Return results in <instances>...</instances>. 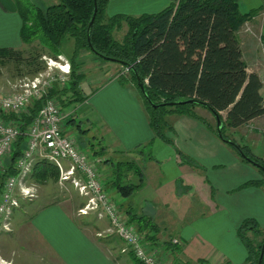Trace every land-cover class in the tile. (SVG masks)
<instances>
[{
	"label": "crops",
	"instance_id": "obj_1",
	"mask_svg": "<svg viewBox=\"0 0 264 264\" xmlns=\"http://www.w3.org/2000/svg\"><path fill=\"white\" fill-rule=\"evenodd\" d=\"M0 2L4 11L12 12H0V19L14 18L7 24L12 27L13 23L18 38L13 44L5 43L7 29L0 23V47L20 48L22 17L17 7H7L5 0ZM171 3L172 0H109L107 13L138 16L160 12ZM239 5L243 13L253 12L238 29L243 59L249 72L261 76L264 0H239ZM89 59L92 66L97 63L99 68L89 67L92 74L85 76L88 66L82 65ZM117 66L116 62L102 63L97 57L92 60L85 55L78 57L76 66L77 74L84 75L80 82L84 97L81 103L88 123L95 127L86 136L92 132L98 141L94 144L88 140V146L93 151L92 158L104 159L100 169L111 197L129 217L141 219L135 223L170 264L202 260L210 264H251L238 228L251 219L264 235V185L244 186L263 178L260 168L244 161L208 125L189 115L170 117L172 129L166 136L172 143L159 137L150 124L142 93L129 76H124V82L115 77ZM64 109L71 113V106ZM196 110L217 125L207 108L198 106ZM222 115L225 119L227 113ZM76 119L71 113L66 122L75 124ZM66 127L72 131L67 124ZM263 127L264 115L229 130V134L264 159ZM64 165L68 167L69 163L65 161ZM48 182L57 183L49 180L37 184L36 197L24 202L27 207L21 201L17 211L22 215L17 217L14 211V228L5 232L14 235L10 240L17 242L21 259L44 257L50 264H133V253L122 251L125 243L110 230L107 218H99L94 212L79 214L82 199L76 194L71 200L55 199ZM121 185L134 190H120ZM174 238L181 243H172ZM3 246L7 251L6 242Z\"/></svg>",
	"mask_w": 264,
	"mask_h": 264
},
{
	"label": "trees",
	"instance_id": "obj_2",
	"mask_svg": "<svg viewBox=\"0 0 264 264\" xmlns=\"http://www.w3.org/2000/svg\"><path fill=\"white\" fill-rule=\"evenodd\" d=\"M108 2L97 0L98 10L91 27L95 0H57L47 6L34 5L27 13H20L23 43L39 40L43 48L57 56L62 54L65 42L74 41L70 81L67 86L57 84L50 96L58 97L62 107L84 100L80 94L84 75L77 74L76 66L79 53L84 49L90 50L105 60L131 67L130 78L143 95L150 124L165 141L172 143L166 132L172 129L170 117L173 115L195 117L217 133V125L213 126L197 113V107L202 106L214 117L215 114L220 116L223 136L236 146L223 141L244 161L248 160L241 152L264 166V159L229 134V130L264 115L261 79L257 73L248 71L238 36V29L253 12L243 13L239 0H172L168 7L157 13L110 16L107 13ZM124 25H127V32L119 40L115 33ZM41 56V50L26 54L22 49L0 47V68L13 64L20 72L26 70L28 74L35 75L45 68ZM138 77L145 86V92L138 84ZM120 80L124 82L126 77ZM184 100L195 101L179 103ZM39 109V102L32 103L29 114L22 116L26 125L34 121ZM222 112L227 113L225 119ZM26 140L25 135L19 137L8 162L15 161L22 154ZM260 171L263 175L261 180L248 181L244 186H263L264 171ZM15 172L11 169V173ZM59 176L56 164L40 159L32 178L45 183L49 180L56 182ZM119 188L129 193L134 190L132 186L121 185ZM129 218L131 222H141L137 217ZM249 233L254 236L250 237ZM238 235L248 250L249 262L258 264L264 243L258 224L246 219L238 228ZM260 237L262 239L259 240Z\"/></svg>",
	"mask_w": 264,
	"mask_h": 264
},
{
	"label": "built area",
	"instance_id": "obj_3",
	"mask_svg": "<svg viewBox=\"0 0 264 264\" xmlns=\"http://www.w3.org/2000/svg\"><path fill=\"white\" fill-rule=\"evenodd\" d=\"M43 71L35 74L7 93H0V230L8 231V218L20 207L22 200H33L37 195L30 186L36 163L46 159L56 164L60 171V182L69 181L86 199L85 206L78 210L81 215L91 212L99 218H107L110 230L124 241L123 252L131 251L142 264H170L164 255L153 251L138 232L130 218L125 215L109 194L100 169L102 157L87 156L76 137L66 130V120L71 115L63 110L60 99L50 96L59 84L67 86L72 73V64L65 56L50 58ZM125 71V72H124ZM125 65L122 73L130 72ZM264 95V72L260 76ZM39 102L40 109L34 121L26 125L22 116L29 114L32 103ZM264 136V127L261 128ZM27 138L22 154L13 162H8L20 136ZM69 163L68 167L64 162ZM16 172L11 173V169ZM172 243L180 244L178 238Z\"/></svg>",
	"mask_w": 264,
	"mask_h": 264
},
{
	"label": "rangeland",
	"instance_id": "obj_4",
	"mask_svg": "<svg viewBox=\"0 0 264 264\" xmlns=\"http://www.w3.org/2000/svg\"><path fill=\"white\" fill-rule=\"evenodd\" d=\"M13 1L11 4L8 0H5V4L7 6L10 7V8H13V7H17V10L19 13H27L29 11V8H33L34 5H37V6H47L49 4H52L50 0H11ZM53 1V0H52ZM57 1V0H56ZM4 5V4H3ZM0 2V12H4V13H12L8 10L10 9H7L4 11V6H3ZM7 6V7H8ZM14 14V13H13ZM7 15H12V14H7ZM0 18H1V14H0ZM14 18H9V19H5V21H2L0 19V23L4 25V27L7 29V32H6V36L4 38V42L5 43H9L11 42L10 44H13L14 42L17 41V37H16V33H15V30H14V25L13 23H11L12 27L7 24V21H13ZM23 23V22H22ZM0 24V25H1ZM127 32V25H124L123 28L119 31H117L115 33V36L117 39L119 40H122L125 33ZM20 41V40H18ZM73 40H69L67 42L64 43L63 47H62V55L65 56V58L67 59H71V56L73 54ZM17 49H22L27 53L29 52H35V51H38V50H41L42 51V56L40 58L41 61L44 62V67L47 65V62L50 60V58H54V57H57L58 55H61L60 53L56 55H52L50 52H48L49 50L46 49V48H43L41 43L39 42V40H36L34 41L33 43L31 44H25L22 42V46L20 48L18 47H15ZM82 56V55H85V56H89V58H92L93 59H99V61H101L102 63L104 62H110V63H114L115 61H111V60H105L99 56H97L96 54H94L93 52H91L90 50H82L78 57L79 56ZM78 59V58H77ZM79 61V60H78ZM84 64H80L82 65V67H85V66H88L87 68V72L85 70V73L84 74L85 76H89L90 74H92L89 70V67H96L97 69L99 68L98 67V64L95 63L94 66H92V63H91V59L89 60H84ZM94 61H97V60H94ZM80 62V61H79ZM118 63V62H116ZM118 70L115 74V77L116 78H121V77H124V76H129L131 77L130 75V72H126L125 73H122L124 68H125V65L123 64H120L118 63ZM43 73H44V76H47L48 75V71L46 69V67L42 70ZM125 72V71H124ZM34 77V75H30L27 73V71H23V72H20L19 69H17L13 64H8L6 66H1L0 68V93H7L8 91L14 89V85L15 84H19L21 83L22 81L28 79V78H32ZM61 104V102H60ZM68 106H71V110H69L71 113H74L76 116H77V119H76V123L75 124H72L70 122H66V124L68 125V128L69 130H72V131H68L67 130V127H66V130L68 132H71V134H73L76 139H77V143L80 145L81 149L83 150V152L89 156L90 158H92L91 156L93 155V151L91 150V147L88 146V140H91V142H93L94 144H98V141L93 138V134L92 132L95 131V127L94 126H90V124L88 123L87 121V118H86V108L83 107V104L81 103V101L79 102H74ZM65 112H67L65 109H64ZM68 113V112H67ZM71 124V125H69ZM80 128L81 131L79 130ZM89 131H92L89 135L86 136V133H88ZM85 140V142H84ZM31 183L29 184L30 186H34L35 187V182L39 185L40 183L38 181H36V178H33L31 179L30 181ZM49 183V182H48ZM36 184V186H37ZM49 189L50 191L55 194L54 195V198L55 199H72L74 198V194L78 195L82 200H81V203H83L82 205L85 206L86 204V199L81 196V194L79 193V190L69 181H63V182H60V180L57 181V183H53V182H50L49 183ZM74 190V191H72ZM73 194V195H72ZM29 200H22V203L24 202H28ZM21 204V203H20ZM24 206L27 207L26 203H24ZM18 209V208H17ZM17 209H15L14 211L16 212ZM122 210V209H121ZM12 213V215L8 218V231L11 232L12 229L14 228L13 226V220L15 218L14 216V212ZM124 212V211H123ZM125 213V212H124ZM22 214L21 212L17 211L16 213V216L17 217H20ZM125 215H127L125 213ZM129 217V215H127ZM16 217V219H17ZM136 229L138 230L139 233H141V235L143 236L144 240L148 243V246L150 247V249H152L153 251H155L156 249L154 247H152V244H151V241L148 239V237H146V235L143 233V231L139 228V226H137V223L132 222ZM7 232L6 230H0V264H50L48 263V261L45 260L44 257H35V260H32L30 261L29 259H21L20 258V250L17 249V242H14L13 240L11 241L10 239L11 238H14V235L11 234V233H5ZM249 236L250 237H253L254 234L253 233H249ZM264 237V235H262ZM261 236V237H262ZM258 238L259 240L262 239V238ZM16 239V237H15ZM3 242H6V246H7V251L4 252L2 246H3ZM5 245V244H4ZM4 247V246H3ZM41 248V247H40ZM13 249V254H11V251ZM43 250V249H42ZM158 251V254L159 255H164L163 254V251ZM9 252V253H8ZM118 256H122L120 253H117ZM34 258V257H33ZM27 262V263H26ZM132 262L133 264H141L139 261H137L133 256H132ZM194 264H210L209 262L207 261H200L198 263H194Z\"/></svg>",
	"mask_w": 264,
	"mask_h": 264
},
{
	"label": "water",
	"instance_id": "obj_5",
	"mask_svg": "<svg viewBox=\"0 0 264 264\" xmlns=\"http://www.w3.org/2000/svg\"><path fill=\"white\" fill-rule=\"evenodd\" d=\"M97 10H98V3H97V0H95L94 13H93L92 19H91V21H90L89 27H91L92 24L94 23V20H95L96 14H97ZM137 81H138V84H139L141 90H142L143 92H145V86H144V84L140 81V78H139V77H138V80H137ZM194 101H195V100H184V101H180L179 103H187V102L190 103V102H194ZM215 117H216V121H217V133H218V136H219L222 140L224 139V140L228 141V143H231V144L235 145L234 142H233L232 140H230V139H226V138L223 136V133H222L223 121H222V119L220 118V116L217 115V114H215ZM235 146H236V145H235ZM241 155H242L243 157H245L248 161L254 162L255 165H256L257 167H259L262 171H264V166H263L262 164H260V163H258V162H256V161L252 160L249 156H246V154L243 153V152H241ZM263 258H264V243H263V246H262V248H261V252H260V256H259L258 264H262Z\"/></svg>",
	"mask_w": 264,
	"mask_h": 264
}]
</instances>
